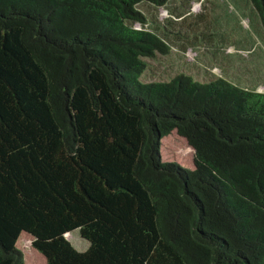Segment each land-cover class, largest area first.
Returning a JSON list of instances; mask_svg holds the SVG:
<instances>
[{
	"label": "trees",
	"instance_id": "16d2710c",
	"mask_svg": "<svg viewBox=\"0 0 264 264\" xmlns=\"http://www.w3.org/2000/svg\"><path fill=\"white\" fill-rule=\"evenodd\" d=\"M143 2L0 0V264L23 234L46 264H264V92L143 82L170 50Z\"/></svg>",
	"mask_w": 264,
	"mask_h": 264
},
{
	"label": "rangeland",
	"instance_id": "374dc122",
	"mask_svg": "<svg viewBox=\"0 0 264 264\" xmlns=\"http://www.w3.org/2000/svg\"><path fill=\"white\" fill-rule=\"evenodd\" d=\"M139 8L148 20L146 27L170 48L166 54L144 58L143 82L170 81L184 73L200 82L221 77L264 92V29L250 0H163L160 5L143 2ZM183 139L176 131L162 137L160 159L193 168L194 152L183 151ZM68 240L79 251L88 246L78 230ZM17 246L25 264H46L30 236L21 235Z\"/></svg>",
	"mask_w": 264,
	"mask_h": 264
},
{
	"label": "crops",
	"instance_id": "0c3cea01",
	"mask_svg": "<svg viewBox=\"0 0 264 264\" xmlns=\"http://www.w3.org/2000/svg\"><path fill=\"white\" fill-rule=\"evenodd\" d=\"M65 237H66V235H65ZM67 238V237H66Z\"/></svg>",
	"mask_w": 264,
	"mask_h": 264
}]
</instances>
